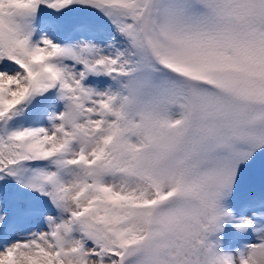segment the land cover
Wrapping results in <instances>:
<instances>
[{
  "label": "snow or ice",
  "instance_id": "1",
  "mask_svg": "<svg viewBox=\"0 0 264 264\" xmlns=\"http://www.w3.org/2000/svg\"><path fill=\"white\" fill-rule=\"evenodd\" d=\"M0 264H264V0H0Z\"/></svg>",
  "mask_w": 264,
  "mask_h": 264
}]
</instances>
